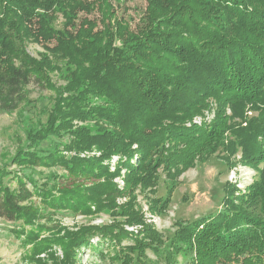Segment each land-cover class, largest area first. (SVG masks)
<instances>
[{
    "label": "trees",
    "instance_id": "obj_1",
    "mask_svg": "<svg viewBox=\"0 0 264 264\" xmlns=\"http://www.w3.org/2000/svg\"><path fill=\"white\" fill-rule=\"evenodd\" d=\"M146 2L132 29L110 0H0V111L31 82L54 92L10 160L19 170L0 167V219L18 225L26 264H76L82 248L118 264H150L148 252L165 264H264V0ZM29 42L56 59L32 57ZM219 151L255 181L226 182L219 212L165 238L139 196L161 214L177 180ZM62 213L111 222L72 229Z\"/></svg>",
    "mask_w": 264,
    "mask_h": 264
},
{
    "label": "rangeland",
    "instance_id": "obj_2",
    "mask_svg": "<svg viewBox=\"0 0 264 264\" xmlns=\"http://www.w3.org/2000/svg\"><path fill=\"white\" fill-rule=\"evenodd\" d=\"M113 4L117 17L126 20L133 28L144 15L147 6L146 0H110ZM1 11V10H0ZM95 17L100 21L99 12ZM63 24V18L58 14L55 23L56 28L60 29ZM102 27V23L98 22ZM27 52L34 58H40L42 55H48L51 58L53 54L45 52L44 48L35 43L27 44ZM55 58V57H54ZM53 59V58H52ZM56 59V58H55ZM54 62L63 67L61 60ZM60 59V58H58ZM52 82L57 85L66 84V79L59 73L51 75ZM54 92L51 88L40 86L36 82H31L24 88V92L17 98L19 102L14 109L0 111V167L7 165L9 171H17L19 168L10 163L19 148L26 142V125L37 124L39 121L45 122L46 111L51 104V96ZM229 114V112H228ZM208 120L213 119L214 114H206ZM252 116V113H248ZM202 119L197 117L196 123H201ZM224 152L219 151L205 161H198L196 167L187 171L177 180L174 188L171 203L161 214L152 213L150 206L144 196H139L138 203L144 212L148 222L153 223L165 238H171L176 230L175 224L183 221L186 223L194 222L197 219L213 215L222 209L224 191L226 182L237 183L238 187L244 190L256 179V171L247 166L238 165L235 169L227 165L223 158ZM241 154L236 156L240 159ZM117 160L114 158L112 164ZM38 172H64L60 168H37ZM118 182L121 181L118 179ZM171 181L161 174L160 183L157 189V198H166ZM13 188L15 187L12 185ZM38 203L39 201L36 200ZM56 220L64 226L74 228L81 224H107L111 222V217L106 214H100L94 218L84 215H74L72 213H62ZM137 228H127L129 231H136ZM18 225L0 219V264H26L23 260V237H19L16 232ZM47 234H44V236ZM94 241L92 244H95ZM130 244L126 241L124 245ZM58 253L61 254L60 250ZM150 264H165L162 256H157L153 252H148ZM178 264H183L184 260L178 256ZM76 264H118L110 261L108 258L101 257L92 248H82L77 256Z\"/></svg>",
    "mask_w": 264,
    "mask_h": 264
}]
</instances>
